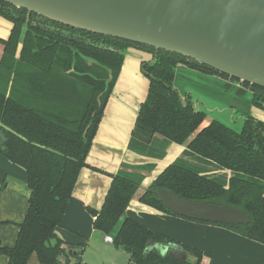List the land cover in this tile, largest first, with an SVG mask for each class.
Returning <instances> with one entry per match:
<instances>
[{"label":"trees","instance_id":"trees-1","mask_svg":"<svg viewBox=\"0 0 264 264\" xmlns=\"http://www.w3.org/2000/svg\"><path fill=\"white\" fill-rule=\"evenodd\" d=\"M0 16L12 24L8 37L0 38V153L25 169L30 190L15 243L0 246V254L7 256V264H27L33 253L41 264H62L64 241L55 229L80 169L87 166L85 157L117 79L122 52L127 47L151 53L155 49L69 27L4 1H0ZM186 60L200 71L227 77L165 50H158L153 62L141 63L149 87L131 131L132 151L162 157L166 144L183 143L199 127L204 113L183 106L173 88L174 67ZM251 88L255 94L250 104L264 110V87L253 84ZM244 115L239 131L218 120L198 130L183 153L194 161L179 157L167 165L139 200L179 216L157 196L158 189L166 188L185 199L241 209L249 217L247 223L211 224L264 245V123ZM155 135L161 140L157 142ZM121 166L108 174L111 184L101 208L87 207L93 228L110 235L118 226L112 242L127 251L134 264H204L200 249L124 215L143 176L125 171L126 163ZM207 166L224 172L211 177L202 173ZM148 241L167 249L147 247Z\"/></svg>","mask_w":264,"mask_h":264},{"label":"crops","instance_id":"crops-1","mask_svg":"<svg viewBox=\"0 0 264 264\" xmlns=\"http://www.w3.org/2000/svg\"><path fill=\"white\" fill-rule=\"evenodd\" d=\"M11 27V22L0 16V38H7ZM2 52L3 45L0 43V57ZM151 58L150 53L134 47L126 50L85 159L89 166L99 170L81 168L60 225L55 229L57 237L64 241L66 253L60 257V261L62 264L133 263L127 251L106 241L107 234L93 228V216L87 210V207L94 210L101 207L111 182L108 174L115 173L122 163H126L129 172L135 170L129 166L150 167L139 170L143 178L125 209V216L200 249L204 264H264L263 244L219 225L170 215L139 200L142 189L180 156L187 145L186 142H170L164 146L162 157L139 154L128 147L140 105L149 87V80L142 73L140 65ZM183 71L192 72L185 68ZM250 114L264 122L263 110L251 107ZM158 140H161V136H156ZM29 194L25 169L0 153V246H12L15 243L18 223L23 220L28 208ZM153 247L161 252L167 249L157 244ZM7 261V256L0 254V264H7ZM27 264L41 263L33 253Z\"/></svg>","mask_w":264,"mask_h":264},{"label":"water","instance_id":"water-1","mask_svg":"<svg viewBox=\"0 0 264 264\" xmlns=\"http://www.w3.org/2000/svg\"><path fill=\"white\" fill-rule=\"evenodd\" d=\"M0 1L69 27L180 54L240 81L264 87V0ZM84 167L93 168L88 164ZM126 168L123 167L125 171ZM156 193L168 209L188 219L226 225L249 220L241 209L224 204L185 199L166 188ZM152 245V241L146 244Z\"/></svg>","mask_w":264,"mask_h":264},{"label":"flooded vegetation","instance_id":"flooded-vegetation-1","mask_svg":"<svg viewBox=\"0 0 264 264\" xmlns=\"http://www.w3.org/2000/svg\"><path fill=\"white\" fill-rule=\"evenodd\" d=\"M37 21L39 22L41 20L37 19ZM33 23H35V22H33ZM127 48H129V47H127ZM134 48H136V47H134ZM136 49H139V48H136ZM139 50L145 51L143 49H139ZM157 51L155 50L153 53L145 51V52H148L152 55L151 60L146 61V63H151L155 60ZM189 59H191V58H188V60ZM191 60H193V59H191ZM198 63H200V62H198ZM206 66H208V65H206ZM140 68H141V65H140ZM184 68L188 69L189 71H192V72L190 73V72L183 71ZM179 72H183L184 74H198L201 78V81H202V83L199 85L200 88L197 89L199 91V93L201 95L207 97L210 100L211 99L217 100L220 103V105L229 107L230 109H232L233 112H238L239 117L236 119V125L238 127H242L243 121L245 118V115H244L245 113H247L249 116L255 118L256 120L262 121V120L257 119L256 117H254L253 115L250 114V108L251 107H256L260 110H263L262 108H260L258 106L250 104V100L252 99L253 95L255 94V90L253 88H251V85H253V84H250L248 82H247L248 84H245L246 81H240L238 78L232 77L228 74H226L227 77H224V76H220L218 74L205 73L203 71H200L198 68L192 67V63L186 60V62L176 63V65L174 67L173 88L177 91L179 98H180V101H181L183 106L189 105L195 112L204 113V118L202 119L199 127L197 128V130L195 132L191 133L188 136V138L192 139L198 130L208 126L214 120H218V119H215V118H213L211 120L207 119L206 112L204 110H202V108L200 107L201 102L199 101V99H195L193 97L192 91L186 90L185 88H181V87L176 85L175 82H176V79L179 75ZM213 83L216 84V87H214V88H213ZM230 120L235 121L234 115L231 114ZM218 121H220V120H218ZM220 122L223 123L222 121H220ZM223 124H225V123H223ZM225 125H227V124H225ZM227 126H230V125H227ZM156 136H159V135H155V138H156ZM183 143H181V144H183ZM187 145H188V143H187ZM187 145H186V148L181 153V155L178 156L177 158L182 157V159H184V160H187L188 158H190L189 161H194V159L191 156H187V155L183 154L184 151L187 150ZM219 172H224V171L223 170H214L212 166H207V170H205L202 173L212 177L213 174L219 173ZM225 172L229 173V171H225Z\"/></svg>","mask_w":264,"mask_h":264},{"label":"rangeland","instance_id":"rangeland-1","mask_svg":"<svg viewBox=\"0 0 264 264\" xmlns=\"http://www.w3.org/2000/svg\"><path fill=\"white\" fill-rule=\"evenodd\" d=\"M175 83L181 88L192 91L193 97L195 99H199L201 102L200 107L206 112L207 119L211 120L215 118L227 125H230L237 131L240 130L241 127L236 125V119L239 117L238 112H233L229 107L220 105L217 100H210L199 93L197 89L200 88L199 85L202 83V81L198 74H184L183 72H179ZM214 87H216V84L213 83V88ZM231 114L234 115L235 121L230 120ZM189 159L190 158H188L187 161H189Z\"/></svg>","mask_w":264,"mask_h":264},{"label":"built area","instance_id":"built-area-1","mask_svg":"<svg viewBox=\"0 0 264 264\" xmlns=\"http://www.w3.org/2000/svg\"><path fill=\"white\" fill-rule=\"evenodd\" d=\"M105 240L109 241V242H112V237L108 234V235L105 236Z\"/></svg>","mask_w":264,"mask_h":264}]
</instances>
